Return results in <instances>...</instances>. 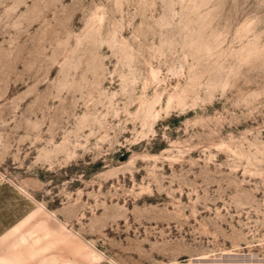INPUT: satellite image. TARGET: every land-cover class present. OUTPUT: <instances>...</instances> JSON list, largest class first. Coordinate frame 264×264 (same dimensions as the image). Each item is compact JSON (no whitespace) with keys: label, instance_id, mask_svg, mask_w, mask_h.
<instances>
[{"label":"rangeland","instance_id":"rangeland-1","mask_svg":"<svg viewBox=\"0 0 264 264\" xmlns=\"http://www.w3.org/2000/svg\"><path fill=\"white\" fill-rule=\"evenodd\" d=\"M3 187L80 257L264 264V0H0Z\"/></svg>","mask_w":264,"mask_h":264},{"label":"crops","instance_id":"crops-1","mask_svg":"<svg viewBox=\"0 0 264 264\" xmlns=\"http://www.w3.org/2000/svg\"><path fill=\"white\" fill-rule=\"evenodd\" d=\"M15 191L0 188V264H109L95 253L80 257L78 242L59 231L48 232L46 220L33 218L37 211L31 210L30 199L21 196H28L26 191ZM15 193L21 196L19 209Z\"/></svg>","mask_w":264,"mask_h":264},{"label":"built area","instance_id":"built-area-1","mask_svg":"<svg viewBox=\"0 0 264 264\" xmlns=\"http://www.w3.org/2000/svg\"><path fill=\"white\" fill-rule=\"evenodd\" d=\"M218 264H222V263H218ZM235 264H244V263H235ZM245 264H251V263H245Z\"/></svg>","mask_w":264,"mask_h":264}]
</instances>
